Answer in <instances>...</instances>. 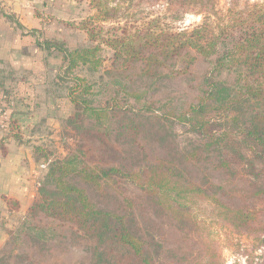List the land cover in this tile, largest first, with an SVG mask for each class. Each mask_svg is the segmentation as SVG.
Here are the masks:
<instances>
[{
	"label": "trees",
	"instance_id": "obj_1",
	"mask_svg": "<svg viewBox=\"0 0 264 264\" xmlns=\"http://www.w3.org/2000/svg\"><path fill=\"white\" fill-rule=\"evenodd\" d=\"M144 1L153 5L159 0ZM160 1L167 5L173 21L181 20L182 14L187 12L202 16V21L192 26L170 28L169 24L162 23V17L157 16L133 30L122 27V35L102 39L113 51L115 69L111 70L130 72L136 69L141 79H154L161 77L162 69L179 58L185 59L188 66L194 64L197 56L193 52L210 60L211 69L202 82L203 95L176 118L205 137L207 147H225L243 160L249 172L263 178L256 195L264 196V2L247 3L242 8L234 5L223 11L217 8L216 0ZM91 4L105 20L117 17L118 5L109 0H92ZM87 31L89 39L96 41L100 33L93 28H87ZM37 45L47 55L61 53L67 72L80 65L98 70L102 63L98 55L102 46L99 43L79 45L73 50L65 41L46 38L37 41ZM111 70L106 73H113ZM224 73L231 75L233 80L222 79ZM75 79L76 85L69 91V96L77 110L100 121L116 109L113 106H116L117 97L111 99V105L110 100L105 106L94 105L88 97L93 84L84 77ZM116 84L128 97L134 96L137 102L142 100L141 95L128 90L127 83L116 81ZM118 94L119 90L116 96ZM141 110L158 116L153 113L157 109L152 103L143 105ZM222 112L228 114L225 123L234 122L232 129L220 127L223 123L215 115H222ZM132 114L135 115L133 111ZM126 123L124 120L122 124L124 132L132 134L138 130L134 118L128 117ZM247 150L252 156L246 155ZM38 153L43 156L40 151ZM45 161H49V166L41 179L38 197L21 222L43 215L72 224L96 240L94 264H223L210 229L205 226L207 217L228 225L238 234L252 237L255 248L264 250V209L232 207L222 201L223 184L203 187L182 176L177 166L164 163L154 164L143 173L124 171L117 166H89L73 147L68 149L65 157L51 161L45 157ZM116 177L134 183L145 193V201L127 199L132 216L136 210L143 219L146 230L142 233L127 214L101 208L89 195L86 185L101 187L116 182ZM148 208L169 212L181 222L194 223L202 245L200 254L190 258L189 255L180 258V254H173L169 257L171 262L165 261L161 249L164 244L154 234V222L147 217ZM199 211L203 212V219L197 215ZM260 258L258 264H264V252Z\"/></svg>",
	"mask_w": 264,
	"mask_h": 264
},
{
	"label": "rangeland",
	"instance_id": "obj_2",
	"mask_svg": "<svg viewBox=\"0 0 264 264\" xmlns=\"http://www.w3.org/2000/svg\"><path fill=\"white\" fill-rule=\"evenodd\" d=\"M92 0H44L38 16L44 25L40 31L44 39H57L66 42L68 48L75 49L84 44H101L98 55L102 63L98 70L89 69V65H80L67 72L63 55L54 52L50 65V80L57 83L56 103L62 112L60 120L52 129L57 136L51 142H42L41 155L50 161L65 157L68 149L73 147L79 151L81 160L89 166H117L124 171L145 172L157 163L177 166L182 176L203 187H211L212 183L223 184L222 201L231 205L255 206L264 209V196H257V187L263 178L249 172L246 163L225 147H207V139L192 131L188 124L180 122L176 115L184 113L191 104L197 103L202 93V82L211 69V62L201 55L190 66L183 58L174 61L173 65L162 69V76L154 79H141L139 70L130 72L115 69L113 51L102 42V39L122 35V27L133 30L144 21L154 17H162V23L169 27L195 25L202 21V16L194 12L183 13L181 20L173 21L164 1L153 5L144 0H109L118 5L117 17L105 20L97 11ZM264 0H216L217 8L226 11L236 5L240 8L247 3H262ZM166 26L165 24H163ZM112 27H116L115 29ZM120 27V28H117ZM87 28L98 31L99 37L91 41ZM46 53V52H45ZM48 68V67H47ZM111 70L113 73L107 74ZM102 75V77H100ZM131 76V77H130ZM75 77H84L93 84L92 93L88 96L94 105L105 106L106 101L116 99V109L109 111L100 121L82 110H77L71 102L69 91L76 85ZM232 81V76L224 73L221 77ZM58 79V81H56ZM125 82L128 90L142 96L136 101L134 96L128 97L116 84ZM119 94L116 96L117 91ZM132 94V95H133ZM128 99V100H127ZM127 101H129L127 105ZM156 107L151 111L141 110L143 105ZM130 109H133L130 112ZM227 112L217 113L223 123L221 128L232 129L233 121L224 122ZM128 117L138 123V130L130 134L124 132L122 124ZM45 129V131H47ZM54 131V132H55ZM53 134V133H52ZM48 143V147H46ZM252 156V152L245 151ZM44 157V158H45ZM89 195L101 208L127 214L133 219L139 232L146 230L138 211L135 216L127 205V199L145 201V193L134 183L120 177L116 182L103 184L101 187L86 185ZM222 193V191H221ZM146 207H149L146 205ZM203 212L197 215L203 219ZM147 217L154 222V234L163 242L161 248L165 261L170 255L181 257L199 255L202 251L199 231L189 221H179L169 212L148 208ZM205 226L210 229L223 264H258L264 250L255 248V241L245 234H238L231 227L219 224L207 217ZM22 221V220H21ZM19 222L11 230L6 243L0 247V264H94L96 240L76 229L70 223H64L38 215ZM209 226V227H208ZM200 250V251H199ZM177 258V259H180ZM184 261V259L182 260Z\"/></svg>",
	"mask_w": 264,
	"mask_h": 264
},
{
	"label": "crops",
	"instance_id": "obj_3",
	"mask_svg": "<svg viewBox=\"0 0 264 264\" xmlns=\"http://www.w3.org/2000/svg\"><path fill=\"white\" fill-rule=\"evenodd\" d=\"M43 4L44 0H0V99L8 95L14 102L11 129L0 132V247L38 197L45 174L40 170L45 158L38 153L39 145L57 136L49 129L62 119L56 103L58 85L49 72L55 55L37 45L42 41L39 30L44 25L38 14Z\"/></svg>",
	"mask_w": 264,
	"mask_h": 264
},
{
	"label": "built area",
	"instance_id": "obj_4",
	"mask_svg": "<svg viewBox=\"0 0 264 264\" xmlns=\"http://www.w3.org/2000/svg\"><path fill=\"white\" fill-rule=\"evenodd\" d=\"M14 107L13 100L9 98L8 95H4L0 99V132H8L12 125L11 111ZM49 166V161H45L41 166V171H46ZM39 184H41L39 182ZM40 186V185H39Z\"/></svg>",
	"mask_w": 264,
	"mask_h": 264
}]
</instances>
